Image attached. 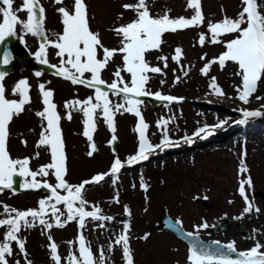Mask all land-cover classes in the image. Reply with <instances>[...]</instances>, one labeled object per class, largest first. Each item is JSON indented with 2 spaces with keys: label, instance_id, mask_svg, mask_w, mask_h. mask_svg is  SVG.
Instances as JSON below:
<instances>
[{
  "label": "rangeland",
  "instance_id": "1",
  "mask_svg": "<svg viewBox=\"0 0 264 264\" xmlns=\"http://www.w3.org/2000/svg\"><path fill=\"white\" fill-rule=\"evenodd\" d=\"M20 2L21 0H16L14 7H18ZM72 2L73 0H65V5L71 8ZM85 2L93 31L100 33L106 47L118 48L119 38L110 29L131 22L135 18L134 13L126 11L122 5L134 4L136 0H85ZM260 2L264 3V0ZM41 3L46 9L45 31L51 40H55L56 36L53 34L61 33L63 28L61 16L57 11L61 5H56L53 0H41ZM201 3L206 18L205 25L176 33H166L163 37L166 43L162 45V50L149 53L147 57L152 66L161 67L165 73L164 76L150 73L152 78L147 87L153 93L160 92L162 95L176 97L179 102L169 104L166 101L142 100L140 106L141 114L149 125L146 136L153 145L161 144L164 129H158L157 123L164 119L170 121L167 133L172 144L184 146L177 151H159L157 148L160 156L153 157L146 163H135L128 167L120 176V181L123 184L125 182L123 187L117 184L116 188H110L108 183H104L87 191L86 197L91 202L88 203L87 209H91L94 202V205H99L102 209V214L113 217L112 223L105 224L102 231L97 229L96 233L87 236L90 243H95L93 245L95 251L103 248L105 253L109 254L108 245L109 242H114L118 233L121 225L118 221L125 215L124 207L131 212L130 243L136 250L137 264H187L185 244L171 233L154 230L164 213L174 220H180L186 231L198 234L202 239L221 243L235 242L238 251L249 250L260 239L264 240V116L253 118L249 124L244 125L246 134L231 133L227 127L230 120L242 116V109L250 111L263 109L261 112L264 113V81L258 83L256 93L250 98V103L245 105L235 98L237 96L235 89L240 85V78L235 75L236 65L229 63L224 70L218 65H213L208 76L201 74L206 61L218 57L224 49L220 45L210 43L201 47L197 42L199 34L206 33L208 21H220L225 15L236 17L241 10V0H201ZM149 7L154 15H163L168 11L173 18H190L194 14L193 10L187 9V0H149ZM19 16L22 19L26 18V13L21 12ZM121 16L123 18L119 19ZM17 32L18 36L14 37L16 53H26L30 59L26 64L17 61L13 70L7 72L4 81L6 95L8 98L18 99L11 95L12 89L19 80L26 79L31 88V103L26 105L25 111L19 117H15L14 122L9 125L8 150L12 158L25 155L30 159V167H37L43 162L44 165L47 164V149L36 148L41 125L44 123L35 115L43 109L40 84H44L46 90L53 92V102L62 117L61 129L70 181L78 182L96 171L109 170V164L115 155L121 159L135 155L136 140H139V137L134 127L138 124V118L126 112L115 114L114 134L103 119L96 121L93 140L97 152L95 158L88 155L89 143L83 136L81 127L83 115L74 111L70 121L64 119L66 115L64 105L68 101L77 99L83 101L94 96V90L83 85H72L69 81L56 76L55 69L38 63L34 54L42 41L28 35L24 37L22 43L19 35L23 33L19 28ZM230 38L232 37L225 39ZM177 47L184 52L181 61L183 68L171 60ZM55 51L49 49L48 60L50 64L58 65L59 58ZM160 55L169 57L167 68H163V62L157 60ZM202 56L206 59L202 60ZM121 64V58L115 57L102 73V79L113 80L112 73ZM41 68L44 72L37 76L36 73H39ZM184 71L188 72L187 76H184ZM212 77L216 78L225 95L216 96L211 93L209 84ZM177 78L179 82H176ZM109 98L114 103L122 102L119 96L110 95ZM219 123H223V127H215ZM204 126H208L214 132L207 141L195 136L196 131ZM113 135L116 136L115 141L110 140ZM186 137L197 139V142L189 144L185 140ZM22 141H26V146ZM37 152L39 158H35ZM48 158L50 162L49 154ZM241 160L248 169L243 175L239 174ZM248 177L253 182L251 189H247L246 186L253 211L245 213L246 205L238 193V188L239 181ZM142 181L147 186V191L139 188ZM118 195L119 203H116L114 200ZM37 196H14L4 192L0 195V205H8L21 211L36 209ZM205 201L210 204L208 209ZM257 208L259 212L255 211ZM2 211L0 207V213ZM218 221L228 222L229 227L224 231H217L216 234L210 233L212 227H218ZM203 223H207L209 227L196 232V227ZM237 224L250 235L249 239H245L237 232ZM92 225L95 223L90 225V229ZM3 231L1 229L0 233ZM41 231L42 228L38 226L23 230L28 235L25 239L31 255L37 262L44 264L47 245L46 238L40 234L43 233ZM52 235L59 238L60 254L65 257L66 250L70 248L67 242L71 241L74 235L73 225H68L62 230L54 227ZM145 235L148 236L147 239H143ZM120 249L119 246L113 247V251L119 253L118 263L122 264Z\"/></svg>",
  "mask_w": 264,
  "mask_h": 264
},
{
  "label": "snow or ice",
  "instance_id": "2",
  "mask_svg": "<svg viewBox=\"0 0 264 264\" xmlns=\"http://www.w3.org/2000/svg\"><path fill=\"white\" fill-rule=\"evenodd\" d=\"M53 2L61 5L57 11L63 25L61 33L53 34L56 36L55 40H51L45 31L46 9L41 0H21L18 7H14L16 0H0V45L10 37H17L19 28L23 33L19 35L22 43L24 37L28 35L42 41L34 54L38 63L55 69L56 75L72 85H83L94 90V96L83 101L79 99L68 101L64 105L66 109L64 119L70 121L74 111L81 112L83 115V136L87 139L90 148L88 155L91 156L97 150L93 140L96 121L103 119L114 134L116 113H131L138 118L135 131L139 134V147L137 153L127 159V165L146 161L157 148L171 145L173 142L167 133L169 120L162 119L157 123L158 129H164L161 144L153 145L146 136L149 125L141 114L140 106L143 101L140 98L151 97L169 104L179 102L176 97L162 95L160 92L153 93L147 87L152 78L150 73L165 75L162 68L152 66L147 57L149 53L162 50V45L166 43L163 39L166 33H176L205 25L206 18L202 11L201 0H187V9L194 12L190 18H173L168 11H165L163 15H154L150 11L149 0H136L134 4L122 5L126 11L133 12L135 18L131 22L110 29L119 38V47L111 49L103 44L100 33L91 29L85 0H73L71 8L65 5V0H53ZM21 12L26 13V18L22 19L19 16ZM122 18V16L119 17V19ZM226 37L232 38L225 39ZM197 42L201 47L210 43L220 45L224 49L218 57L206 61L201 74L208 76L213 65H218L221 70H224L229 63L236 65L235 75L240 78V85L235 89L237 93L235 98L245 105L249 104L250 98L257 91L258 83L264 81V3L260 0H241V10L236 17L225 15L220 21H208L206 33L201 32ZM49 49L56 50L55 55L59 58L58 65L49 63ZM117 56L121 58L122 64L116 67L112 73L114 79L111 84H108L102 79V73ZM183 57V49L177 47L174 49L171 60L181 65ZM201 59L206 57L202 56ZM157 60L163 62V68L168 67V56L160 55ZM10 62V53L5 51L0 65L8 66ZM181 67L183 68L182 65ZM86 74H88L87 77ZM183 74L187 76L188 72L184 71ZM6 75L7 73L0 71V191L13 190L16 184L14 178H20V188L44 189L49 195L38 201L36 209L21 211L8 205H0L3 209L0 213L3 217L0 218V229L4 230L0 239V264H11L10 258L16 255L17 250L25 258V264H32V261L27 259L29 254L26 250V239L21 236V232L36 226H42L44 233L47 234L48 250L53 264H62V262L63 264H106L108 257L104 249H99L97 257L83 231L78 232L75 241L67 242L70 248L74 243L78 245L76 252L70 251L63 258L59 253V246L50 233L54 227L64 228L67 223L73 221L77 223L80 230L86 229L89 220L101 222L98 227L105 228L104 222H111L113 217L103 215L99 205L91 206V211L86 210L89 207L84 195L86 186L98 185L105 181L106 177H117L121 169L125 167V163L117 158L108 173L97 174L78 185L69 183L66 179L68 170L61 129L62 117L57 111V105L53 102V92L46 90L44 84L39 85L43 109L35 113L44 122L41 125L36 148L47 149L50 163L32 170L29 158L13 159L8 150L9 125L14 117H19L25 111V106L31 103V88L26 79H21L11 92V95L18 99L8 98L4 83ZM36 75L39 76L40 73ZM176 82H179V78ZM163 83L162 80L161 84ZM101 86L109 89L110 92L102 90ZM209 88L216 96L225 95L215 77L211 78ZM110 95L121 97L122 102L114 103L109 98ZM241 114L243 119L237 121L241 124L249 119L264 116V113L259 110L242 109ZM215 127H223V123ZM211 135L213 132L208 126L199 128L195 133V136L201 139H207ZM115 140L116 136L113 135L112 141ZM185 140L189 144L193 142L189 137ZM22 143L26 146V141ZM35 158H39V152L35 154ZM247 172L248 169L241 160L239 174L243 175ZM50 175L54 177L55 184L49 183L47 178ZM115 183L116 180L113 179V184ZM246 186L247 189L253 187L250 177L241 179L238 188V193L246 205L244 212L250 213L253 211V204L249 200ZM141 187L147 191L143 181ZM114 202L119 203L118 196ZM255 211L259 212V209ZM125 214L131 215L127 207H125ZM175 224L182 228L180 220H176ZM171 226L169 224V227ZM208 227L207 223H203L197 226L195 231L199 232ZM129 232L130 225L125 223L123 230L115 236L114 242H109L107 251L112 252L114 246H119L122 249L125 264H134ZM184 235L193 240L196 239L192 232L184 233ZM147 238V235L143 237V239ZM214 243L218 249L223 248L227 251L213 252L203 245L193 243L187 258L188 264H264V251H262L264 244L262 243L257 242L249 250L240 252H237L235 242L226 245H220L219 241ZM232 253H235L237 258L233 259L230 255ZM15 264H21L20 260H15Z\"/></svg>",
  "mask_w": 264,
  "mask_h": 264
},
{
  "label": "water",
  "instance_id": "3",
  "mask_svg": "<svg viewBox=\"0 0 264 264\" xmlns=\"http://www.w3.org/2000/svg\"><path fill=\"white\" fill-rule=\"evenodd\" d=\"M21 58H22L23 61H24L26 57H25V56H22ZM12 66H13V63H12ZM12 66H11V67H12ZM11 67H10V68H11ZM206 205H207V207L210 206L208 203H207ZM177 232L179 233V231H177ZM231 257H232L233 259L237 258V257H235V256H231Z\"/></svg>",
  "mask_w": 264,
  "mask_h": 264
},
{
  "label": "bare ground",
  "instance_id": "4",
  "mask_svg": "<svg viewBox=\"0 0 264 264\" xmlns=\"http://www.w3.org/2000/svg\"><path fill=\"white\" fill-rule=\"evenodd\" d=\"M263 109H261L260 111H262Z\"/></svg>",
  "mask_w": 264,
  "mask_h": 264
}]
</instances>
